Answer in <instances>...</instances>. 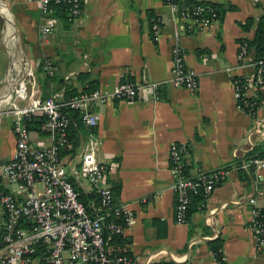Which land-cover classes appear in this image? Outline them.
<instances>
[{"label": "crops", "instance_id": "crops-1", "mask_svg": "<svg viewBox=\"0 0 264 264\" xmlns=\"http://www.w3.org/2000/svg\"><path fill=\"white\" fill-rule=\"evenodd\" d=\"M197 1L224 5L223 17L199 27L164 0H84L74 22L56 9L55 30L42 39L39 30L48 16L37 4L0 0V167L15 146V114L8 112L13 100L26 106L45 96L67 99L122 81L156 83L134 99H109L89 107L99 115L98 124L76 132L77 152L65 155L66 162L97 142L98 161L111 169L104 184L115 203L127 205L132 213L123 236L133 264H264V245L258 246L250 228L253 208H264V167H241L264 144V106L256 117L240 110L232 81L247 72L238 62V47L241 39L254 38L264 0ZM150 15L163 24L158 41L152 39ZM175 45L184 49L185 64L197 74L195 89L167 81ZM24 69L34 79L25 78L24 96L14 97L5 86L10 75L17 81ZM29 132L34 145L51 143L40 129ZM172 144L185 148L190 173L226 171L204 206L183 223L174 216ZM71 180L80 194H96L83 178ZM2 188L14 191L3 180ZM87 204L96 208L99 201ZM3 222L0 207V232ZM216 239L221 262L212 251ZM44 262L48 264L45 257H37L32 264Z\"/></svg>", "mask_w": 264, "mask_h": 264}, {"label": "built area", "instance_id": "built-area-1", "mask_svg": "<svg viewBox=\"0 0 264 264\" xmlns=\"http://www.w3.org/2000/svg\"><path fill=\"white\" fill-rule=\"evenodd\" d=\"M27 1L37 4L40 11L48 16V21L39 30L42 39H47L55 30L57 6H62L68 20L74 22L80 16L84 3V0ZM164 2L173 11L179 10L174 0ZM203 10V6H198L194 15ZM216 20L214 12L206 17L192 19L199 27H208ZM162 26L161 19L157 18L150 29L154 41L160 39ZM250 40L243 38L237 52L238 62L247 68V72L245 76H233L232 81L237 107L249 116L256 117L257 109L264 106V33L259 50L256 44L251 43L253 39ZM184 57V49L175 45L171 77L167 81L175 87L192 90L197 85V74L185 64ZM46 68L50 69L49 60ZM30 77L34 79L31 71L27 72L25 78ZM156 85L122 81L108 89L80 92L67 99L48 96L26 106H18L14 100L11 102L8 112L15 114L12 121L15 146L9 159L0 167V207L4 211L0 232V264H32L36 261L39 246H43L48 264H133L130 256H111L109 252L108 239L114 234L123 236L132 221V213L127 205L115 203L111 188L104 184L105 175L111 169L98 161L97 142L91 143L75 160L67 162L60 155V148L68 140L70 111L78 112L81 123L91 128L99 121L98 114L88 111L93 104H102L109 99H134L145 88H154ZM22 87L23 91L16 90L14 97L24 96L25 79ZM37 111L46 115L40 130L51 140L47 146L34 145L25 124V120ZM183 156V147L177 144L170 146L171 171L176 177L173 191L177 223L185 221L190 191L201 185L208 198L216 182L224 180L226 173L224 169H218L210 175L200 172L195 177L184 176L180 163ZM68 164L71 166L69 169ZM250 166L264 167V154L250 155L242 161V169L248 170ZM72 176L78 179V183L79 178H83L89 184L98 197V207H92L80 199ZM2 180L6 186H13L14 191L6 192L2 188ZM249 201L255 204L254 198ZM259 209L254 207L252 210L250 228L261 247L264 239L260 238L263 229L257 219ZM122 250H127L126 243Z\"/></svg>", "mask_w": 264, "mask_h": 264}, {"label": "trees", "instance_id": "trees-1", "mask_svg": "<svg viewBox=\"0 0 264 264\" xmlns=\"http://www.w3.org/2000/svg\"><path fill=\"white\" fill-rule=\"evenodd\" d=\"M178 6H179V1L178 0H174ZM184 4V7H182V5ZM198 6H203L204 10L202 12H200L198 15H194V11L197 9ZM56 9L60 12L63 13V7L62 6H57ZM65 10V9H64ZM226 10V7L222 4H218V3H211V2H205V1H197V0H180V6H179V11L180 14H186L190 19L193 18H201V17H206L209 16L212 12H214L216 14V18L218 20H220L223 17V14ZM61 15V14H60ZM159 18L156 15H150L149 17V25H150V29L152 27V25L154 24L155 20ZM250 21H248L245 25L243 24L242 27L244 30H248L249 29V25H250ZM264 33V14L260 17L259 21H258V25L255 29V36L253 38V40L251 41L252 44H256L258 50L261 47L262 44V34ZM242 41V39L240 40ZM47 96H45L46 98ZM73 116V117H72ZM69 117H70V123L68 125V129H67V143L60 148V155L65 157V155H73L77 152V148L79 145V141L77 140V131L81 130L83 127V124L81 123V119H80V114L76 111H70L69 113ZM46 119V115L42 112V111H37L35 113H33L30 117H28L25 120V124L28 130H39L40 126L43 124V122ZM73 119H74V123H73ZM181 147H183L181 145ZM184 149V155H185V148ZM252 152H255L256 155L260 156L264 154V144L261 145L259 148L253 150ZM171 161V159H170ZM181 168H182V174L184 176H189V177H195L198 175L197 174H192L188 171L189 166H187L184 162V156L181 160ZM172 161H171V166H172ZM217 171V170H214ZM214 171H209V172H204L205 175H210L211 173H213ZM200 173V172H199ZM221 181L216 182L215 186L220 184ZM75 186V185H74ZM190 202L188 205V208L186 210L185 213V221L188 220L190 218V216L200 207L202 208L205 204V200L206 197L204 195L203 192V187L201 185H199L198 187H196L195 190H191L190 193ZM98 199L97 195L92 193L89 196H85L84 193L80 194V199L82 201H84L86 204L88 203V200L90 199ZM99 201V200H98ZM257 219L259 220V222L262 223V229L263 232L260 235V238L264 239V208H260L259 209V215L257 217ZM126 241V238L122 235H113L108 239V248H109V252L111 256H118L121 254H126L128 256H130L131 254L129 253V251H123V246L124 243ZM212 243V251L213 254L215 256V258L221 262L222 261V255H221V251H220V243L219 240H214L211 242ZM45 250L43 249V246H39L38 247V251L36 254V258H44L45 257ZM43 264H47V263H43ZM151 264H174V263H167V262H157V263H151Z\"/></svg>", "mask_w": 264, "mask_h": 264}, {"label": "water", "instance_id": "water-1", "mask_svg": "<svg viewBox=\"0 0 264 264\" xmlns=\"http://www.w3.org/2000/svg\"><path fill=\"white\" fill-rule=\"evenodd\" d=\"M24 58H25V62H26L27 57L24 56ZM26 69L23 70L21 77L19 79H17V81L16 80L14 81L13 80L14 76L10 75V78H9V80L5 86V89H8V90L12 89L14 92H16V90H19L21 88V86L24 85V79L26 76ZM1 113H3V110H0V115H1Z\"/></svg>", "mask_w": 264, "mask_h": 264}, {"label": "rangeland", "instance_id": "rangeland-1", "mask_svg": "<svg viewBox=\"0 0 264 264\" xmlns=\"http://www.w3.org/2000/svg\"><path fill=\"white\" fill-rule=\"evenodd\" d=\"M25 50V49H24ZM26 51V50H25ZM25 86H26V88H27V85H26V83H25Z\"/></svg>", "mask_w": 264, "mask_h": 264}, {"label": "bare ground", "instance_id": "bare-ground-1", "mask_svg": "<svg viewBox=\"0 0 264 264\" xmlns=\"http://www.w3.org/2000/svg\"><path fill=\"white\" fill-rule=\"evenodd\" d=\"M21 91V90H20Z\"/></svg>", "mask_w": 264, "mask_h": 264}]
</instances>
